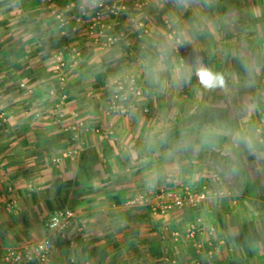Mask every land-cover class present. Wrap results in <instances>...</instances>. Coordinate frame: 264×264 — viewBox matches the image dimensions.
Wrapping results in <instances>:
<instances>
[{"label": "crops", "instance_id": "crops-1", "mask_svg": "<svg viewBox=\"0 0 264 264\" xmlns=\"http://www.w3.org/2000/svg\"><path fill=\"white\" fill-rule=\"evenodd\" d=\"M93 1L54 0L69 22L61 28L47 0H0V112L5 116L0 124V264L8 248L28 247L47 235L52 247L43 264H264L263 169L259 174L238 170L232 179L221 167L222 194L210 190L198 204L163 214L153 213L148 204L127 202L163 187L180 192L185 184L208 192L210 168L218 166L214 150L223 162H238L243 145L232 146L226 127L215 130L210 121L200 126L191 121L201 100L225 99L211 94L205 99L198 91L204 86L196 88L193 77L175 67L168 70L167 83L163 73L168 72L156 66L157 57L145 65L138 50L147 44L158 49L159 24L175 19L183 30L190 27L186 38L193 55H212L208 46L217 37L212 19L222 17L223 0H147L140 8L122 0L111 21L125 37L111 47L93 43L85 22L75 23L80 8L91 10ZM234 2L248 8L250 20L264 18V0ZM140 19L146 32L137 25ZM66 44L77 48L74 63L67 53L59 54ZM61 59L65 65L58 69ZM127 76L142 95L126 112L108 111L115 84ZM59 99L61 114L53 110ZM179 128L186 129L185 136L177 137ZM233 130L243 135L239 124ZM253 134L264 158V141ZM188 148L197 155L186 154ZM242 161L252 168L253 159ZM58 208L74 215L64 230L50 233L45 221ZM189 222L199 229L198 251L185 236Z\"/></svg>", "mask_w": 264, "mask_h": 264}, {"label": "rangeland", "instance_id": "rangeland-1", "mask_svg": "<svg viewBox=\"0 0 264 264\" xmlns=\"http://www.w3.org/2000/svg\"><path fill=\"white\" fill-rule=\"evenodd\" d=\"M47 1L49 2L54 0ZM223 2L225 4V11L222 17L220 18L217 14L212 19L216 27L217 36L216 39L211 40V42L209 41L210 43L208 47L210 48L212 55L205 56V58L202 54L203 52L193 55L186 38L187 31L191 30L190 27L188 28L185 26L188 23H186V20H183L184 26L186 27L185 30H183V24H181L182 22L177 23L175 19L172 18L173 21L167 20V24H169L170 27H167L165 22V26L162 23L159 24L162 33H159L158 37L161 39H159V45L157 46L160 51L159 55H156L157 58L155 59L157 60L154 59L156 66L165 68V59L169 57L168 59L172 64L169 69L175 67L178 69L177 72L179 74L183 72L187 76L189 74L190 77H193L192 79L194 80V83L197 84L196 88L199 87L200 81L195 75L194 68L199 67L201 63L208 68L210 66V69L213 72L220 73L223 76L225 85L222 88L218 87L215 89H207L203 87V90L202 88L199 90L195 89L196 91H200L199 95L204 94L203 96H205V99L208 94L214 95L215 99H218L219 97H223L225 99V101H213L212 104H208L206 102L202 103L203 101L201 100V103H198L195 106V110L199 114L205 106L212 107L213 110L212 112L210 111L211 114L208 115L212 117L210 121L211 126H213L215 130H218L219 128L221 129L223 126L226 127V129L223 128L224 131L228 132L230 141L235 142L232 146H235L238 143L243 145V149H240L241 151H237L236 159H238V162L233 164H229L226 161L223 162L222 157H220L222 156L220 151L214 150V152L217 153L214 156L218 161V166L214 165L213 168H210V173L212 174L215 172L220 175V189H224L226 184L223 177L224 172L221 170V167L226 169L225 173L231 174L230 177H232V179L234 177V173L238 172V170H241L243 174L252 173L253 169L255 174H259L258 172H261L262 169L264 170V158L260 157L257 153L259 149L256 146L253 134V131L257 132V138H259L257 140L259 142L264 141V137H262V133L264 132V18L250 20L251 16L247 13V7H244L241 4L238 6L237 3L235 4L234 0H223ZM92 9L87 12H91ZM177 24L180 25L177 26ZM68 30L69 29H67V31ZM172 30H174V36L179 37L181 42V45H178L176 50L173 47L175 45L173 39L167 36L168 31ZM235 54L242 56L240 61L242 62L243 71L241 74L237 73V67L235 65L236 61L233 57ZM156 73L157 76L160 75L158 70ZM172 73L174 74L175 72ZM170 78L171 76L169 72L167 74L165 72L163 73V79L166 80L167 83H169ZM173 78H175L174 75ZM171 92L172 89L170 94ZM182 93L184 96L189 94L188 90H184ZM242 99L246 101V103L242 102L238 104V101L241 102ZM247 100L250 102H247ZM240 114L247 117L245 119H240ZM195 117L192 118L191 121L197 122V114ZM232 117L235 119L233 124L229 121V118L232 119ZM261 118H263V120H261ZM236 123L239 124L241 132H243L242 136H237L236 131L233 130V126L237 125ZM238 148L240 147L238 146ZM243 157L253 159V162H251L252 168L250 167L248 169L243 167L246 163L245 161H242ZM208 187L211 188L210 183ZM163 189H165V187H163ZM159 190L146 192L149 196L148 201L150 203L155 202L154 197ZM210 190L211 189L208 190L207 194ZM152 196L154 197L152 198ZM190 223L194 222H189L188 225ZM195 226L197 225L195 224ZM196 237H199V235L196 234L194 239L201 246L200 238L196 239ZM188 239L192 241V239Z\"/></svg>", "mask_w": 264, "mask_h": 264}, {"label": "built area", "instance_id": "built-area-1", "mask_svg": "<svg viewBox=\"0 0 264 264\" xmlns=\"http://www.w3.org/2000/svg\"><path fill=\"white\" fill-rule=\"evenodd\" d=\"M135 8H140L147 0H131ZM51 13L53 14L59 27H65L69 22L64 16V10L57 7L53 1H49ZM122 8V0H94L93 9L91 12H87L80 8L79 14L75 18V23L85 22L86 34L90 37L93 43H97L102 47H111L112 45L120 42L125 37L124 29L113 30L112 19L116 17ZM167 27H170L165 20ZM137 25L142 29V32H146V25L142 19L137 21ZM107 33L102 39V34ZM174 31H168L167 36L172 38L176 50L178 45H181L179 37L174 36ZM128 44V41H125ZM67 53L71 59V62H75V56L77 54V48L74 45H64L61 53ZM65 65V60L61 59L57 62L56 68L60 69ZM24 86L23 83H20ZM142 95V89L138 86L132 76H127L122 80H119L108 98L106 107L108 111L114 113H123L132 108L134 101ZM62 99L57 100L53 104V110L58 114H61ZM5 120V116L0 112V124ZM81 124V123H80ZM264 137V132L262 133ZM261 140V138H260ZM66 152H63L65 155ZM57 159V158H56ZM221 178L220 175L213 172L211 174V191L212 194L223 193V189H220ZM207 195V189L205 186L200 188H192L187 185L183 186L180 192L172 189L161 188L155 195V202L150 203L149 196L146 193H138L128 199L130 205H147L149 204L150 210L153 213H165L174 208H183L187 206H194L201 200L205 199ZM8 208L13 206V201L7 203ZM74 212L69 208L55 209L45 221V227L50 233H57L64 230ZM198 226L194 223H190L185 227V236L192 239L193 246L198 251L200 245L194 239L198 233ZM172 235L177 237L179 235L178 230L172 231ZM195 240V241H194ZM52 247L51 238L47 235L43 238L35 241L28 247L21 249L8 248L2 255L3 264H26L27 261H34L36 264H43L49 259L50 250Z\"/></svg>", "mask_w": 264, "mask_h": 264}, {"label": "trees", "instance_id": "trees-1", "mask_svg": "<svg viewBox=\"0 0 264 264\" xmlns=\"http://www.w3.org/2000/svg\"><path fill=\"white\" fill-rule=\"evenodd\" d=\"M216 6L218 8L217 10H219V11L222 10L221 7L219 8V5H216ZM138 50L140 51V55H142V57H143V59L145 61V65H148V66L152 64V61H153L154 57L156 55H158L159 51H160L159 48L158 49L155 48V45H148V44H147V47H144L143 49H138ZM233 57L235 58V61H236L235 65L237 67V73L241 74L242 71H243L242 62L240 61L242 56L238 55V54H235ZM168 58L165 59V62H166L165 69H166L167 72L169 70V67H171V65H172ZM212 110H213L212 107L205 106L201 110V112L199 114H197L198 121L196 122V126H200L203 121H211L212 117H210L208 115L211 114ZM185 130H186L185 128H179L178 130H176L177 137L185 136L186 135V133H185L186 131ZM216 136H218V135H216ZM194 148L195 147H193V149ZM186 154L197 155V152H195L193 150H190L188 148L186 150Z\"/></svg>", "mask_w": 264, "mask_h": 264}, {"label": "clouds", "instance_id": "clouds-1", "mask_svg": "<svg viewBox=\"0 0 264 264\" xmlns=\"http://www.w3.org/2000/svg\"><path fill=\"white\" fill-rule=\"evenodd\" d=\"M195 75L198 77L200 83L207 89L222 88L225 85L224 78L220 73L213 72L202 63L195 69Z\"/></svg>", "mask_w": 264, "mask_h": 264}]
</instances>
